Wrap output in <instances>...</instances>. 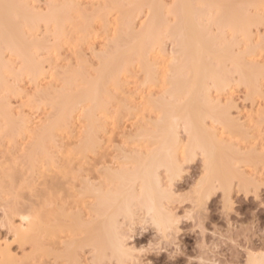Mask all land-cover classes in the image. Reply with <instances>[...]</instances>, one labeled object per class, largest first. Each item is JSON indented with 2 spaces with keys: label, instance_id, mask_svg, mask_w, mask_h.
<instances>
[{
  "label": "bare ground",
  "instance_id": "bare-ground-1",
  "mask_svg": "<svg viewBox=\"0 0 264 264\" xmlns=\"http://www.w3.org/2000/svg\"><path fill=\"white\" fill-rule=\"evenodd\" d=\"M75 1L64 0L62 3H55L54 1L52 3V0L51 2L48 0V3L45 2L47 4H44L46 10H41L40 8L38 9L39 6H36L38 4L37 0H0V91L1 93L3 92L2 94L5 92L3 90L6 89L8 91L9 89L8 92L12 91L11 94L13 95V90L11 88L16 85L18 80L20 82L24 79L27 80L26 77L34 87H40L41 82L48 80V77H50L48 75L49 72L47 73L48 76H46L47 71H45L43 67V62L47 63L51 60L52 62L49 63L51 65L48 64L50 69H48L57 70L58 66L55 68V65L52 64L54 62L52 50H48L50 51L49 53H47L46 50L45 52L47 55L44 54V56L46 55L50 58L53 56L52 59H46L43 54H39L40 51H44L45 48L47 49L50 45L48 41L44 43L47 37L50 36V34H47L48 36L44 38V35L48 32L47 27L49 29L50 27L54 29L51 32L52 34L55 31L53 33L54 38L52 35L51 38L58 41L55 42L53 40L56 43H52L55 45L53 46L54 52L61 46L63 47L64 43L66 45L69 41L71 42V40L67 42L68 38L64 39L66 42L63 41V38L66 36L65 34H67V32L64 31H66L65 29H67L66 27L68 24H71L69 26L75 27V24L80 18L82 20L80 19L81 21H79L78 24H80L79 26H81V28H79V26H76V28L78 27L77 29L80 30H90L96 28L95 23L97 21H99L97 24L100 23L101 27L107 28L109 24H111L108 21L112 22L111 19H109L111 15L114 17L115 21V23L113 22L112 24H115L112 34H114L113 36L116 35V38L110 36L112 40L106 39L107 41H111L113 45H109L108 47L104 45L107 47L105 48L106 50H102L104 47L101 48L100 50H102V53L95 54L97 57L93 56L95 52L92 51L91 54H93V58H96L97 62L99 61L98 68L94 67L97 70L93 68L94 71L91 69L90 72L84 71L83 74V71L80 72L77 67L75 69L76 72L73 70L74 68L72 69L73 71H69L71 68L68 69V66L66 70H68V74L69 72L73 73L69 74V76L73 78L69 79L67 72L63 70L66 73L65 77L61 78H63L62 84L65 88L61 87L62 89L59 90V92H61L60 94L56 91L57 95L54 93L55 90L51 92H46L47 90L44 91L42 89L43 86L40 87L39 91L35 88L36 91L39 93L41 92L42 97H40L45 100L41 99L38 95L39 93L37 94L36 91L32 96L33 98L29 96L27 100L29 101L30 99L29 102L31 103L33 101V105L36 102L35 106L37 107L39 104L45 103L44 105H47L48 103L49 106H47L54 111V113L51 111L53 113L52 118H48L50 115L47 114L48 116H45L46 121L45 119L42 121L43 123L45 121L46 125L42 122L44 126L42 124L41 126L28 125L27 121H25L26 118H24L25 114L21 109L23 105L22 107L19 106L21 112L19 111V115L15 116V113L13 114V110H11L12 107H10L9 100L7 102L10 95H5L7 91L4 95L1 94L0 142H7L10 145L9 142H14V144L15 142L19 143L17 139L19 141H24L25 144L21 142V144L23 143L25 145V147H23L24 149L21 150L24 153L22 152L21 155L19 154L22 157L18 155L19 157H17L19 159L15 157L14 159L19 160L17 163H21V166H25V173H30L31 170L32 173L34 170L36 171L40 168V171L44 173L46 170L49 169L50 171L51 169L54 175L59 171L58 169V171H56L57 163H61L57 160V158L61 160L59 158L60 156L57 157V149H64L65 145H67L66 143L65 145L63 144V148L61 144L59 146V144H57L59 143L57 137H61V134L65 135L66 132V135H72V131L75 132L72 128L74 125L80 124H76V122L81 121V127H84V131L80 126L77 127L81 129V132L78 130L79 135L80 133L84 135V137L80 135L83 140L75 143L73 141L75 145L71 147L70 145L72 144H70V147L68 145L67 147L72 149L75 152L72 153L74 155L76 154L77 158H79V160L76 158L75 174L76 178L79 177L77 179H80V187H78L79 195L85 200H92V204L90 203L91 201H89L91 206L88 205L91 215L87 213L88 216L86 214V217H89V221H87V217L86 221L88 223H85L84 220L79 217L80 214H76V244L74 240H71L72 242L70 241L71 243L66 245L71 247L76 245V249L74 246L72 247L76 250V261L72 260L76 264H81L79 263L80 254L83 253L82 251L85 248H89L88 250L91 252L90 258H92V264H108L112 260H114L113 262H115V264H128L132 263L135 258L134 253L137 252V250L133 248L134 246L128 247L130 244L127 245L126 243V241L130 239V236H127L128 228L132 230L130 225L135 226L138 220L150 222V224L152 223L155 227V230L161 233L162 236L168 235L167 232L173 229H177L175 224L178 220H175L174 215L167 209L166 205L167 202H170L169 199L172 197L171 186H173L175 180L181 178L180 176L183 173L182 162L185 158H187L186 160L188 162L189 159L201 155L202 162L204 163L205 174L202 176V179L198 181L197 187L194 190L197 198V205L198 200L200 203V200L204 199L201 201L203 203L216 188L223 189L226 186V188L223 189L224 191L221 189L222 192H225L223 193L225 195L229 188L227 185L235 177H238V181L242 183L241 186L239 183V187H248L246 184L247 182L243 183L246 180H244L240 174L236 175L238 174L237 172L234 174L237 169L236 163L240 164L241 160L245 163V158L236 153V151L232 149L233 147L231 148L230 144L228 145V143H225L227 144L225 145L223 141L221 142L218 140V144L221 143L219 144L220 146H226H222L224 147L223 152L222 147L217 146L215 140L217 137L215 138V135L213 137L211 134H208V132H206L208 129L204 127L207 129L205 131L203 125L206 124L205 120L208 118L207 120L213 123L215 122V124L216 122L221 123L224 132H228V134L230 132L233 135L235 130H238L237 127H241L238 123L236 124V119L232 118V114L230 113L233 101H229L228 109L221 110L220 102L216 101V103L213 99L211 100L210 94L214 90L216 93H219L217 92L219 90L224 91V89H231V87H233V81L237 84L245 85L246 89L248 90L249 88L250 92L251 90L252 92L254 90L258 92V90H260V86L258 85L261 79H263L262 82L264 81V67L255 58L258 52L262 53V51H264V37H262L264 35L261 37L259 36V41L255 40L253 29L259 28L258 26L263 22L262 11H264V0H170V4H167L166 0H99L100 3L102 1V5L98 3V6L96 5L95 8L99 9L96 10L92 7L93 11L88 8L85 9V7L81 8L82 6L78 9L80 4H78L79 0ZM35 2L37 3L35 4ZM99 4L101 7H99ZM74 7H76V9ZM82 9H88L89 11L87 12ZM73 11L76 13L74 17L77 22L73 19ZM139 17L144 18V22L141 24L139 23L140 25L137 28L134 26V22ZM73 21L75 24H73ZM92 24H94V28H92ZM82 25L84 26L82 27ZM42 26L46 28L42 29ZM76 28H73V30L80 33L79 37L83 35L80 40L87 38L88 36L86 37V35H91V31L92 34H94L93 30H90V33L85 30L86 33H84V30L80 32V30L78 31ZM40 29L42 31L47 30L44 34L42 33L44 40L42 39V34L38 36L39 32H42ZM50 31L48 33H50ZM78 33H76L77 37ZM165 40L167 42L169 41V43H171L170 46H172L169 53L166 52L167 50H164L166 46ZM59 41L63 44H60ZM107 41L106 43H108ZM111 42L108 44H111ZM47 43L49 45H47ZM45 44L46 47H44ZM163 44L165 45L164 47ZM68 46H71V43H69ZM42 47H44V50L41 49ZM49 47L52 48L51 46ZM77 53L79 54L81 52ZM41 56L44 58L42 59ZM160 57H162V59ZM15 61L19 62V68H16ZM136 67L137 69H135ZM227 67L229 69H226ZM84 69L86 70V68H82V70ZM230 69L231 72H229ZM58 70L57 72L60 74L61 70ZM134 70H137L138 73H142L143 86L148 87L149 85V89H151L152 86L157 89L155 96H153L154 94H150V96L148 95L149 97L147 96L148 98L146 97L144 106L140 103L145 107H142V109H150V112H153L155 118L154 120L152 118L149 125L147 124L150 127L147 128V125L146 127L145 125L140 126L139 129L137 128L138 130L136 132L134 130V133H132L133 136H131L133 138L131 137L132 141H128V145L131 143L129 147H132L135 144L132 142L136 140L135 142L139 141L138 147L135 144L137 148H131L133 150L130 149L129 151L125 148L119 149L118 147L116 151L120 150L118 153L123 154V162L118 164L111 163V165L108 163L109 159L107 162H102L105 156H100V151L104 149L101 143L105 140L101 138H104L103 136L105 135L102 136L100 133L102 136L100 138V136H97V133L99 131H104L102 127L107 124V120H114V118L108 119L109 115L111 117L112 114L107 112L109 108L107 107L108 101L113 98L112 95L115 93L112 94V92L114 91H116V94L121 95L125 86L122 85L124 84L122 83L124 79H122V77H127L128 75V78H130L129 76L132 75L131 72ZM57 72H51L54 73L55 76L52 75L55 77V80L61 76V74L57 76ZM233 74H235L236 80H233ZM21 77H23L22 81ZM50 78L52 81L53 78ZM64 79L65 82H63ZM73 79L76 81L70 83V80ZM48 82H50V79ZM73 82L76 83L73 84ZM49 85L48 91H50V87L51 89L53 88L51 82ZM71 85L77 87V89H72ZM64 89L66 91L62 93ZM118 90L122 91L119 92ZM211 90L213 91L211 92ZM20 91L21 90H17V92H15L14 90L15 93H20ZM150 91L151 90H149V93ZM34 96L40 99L38 98L36 101L34 99L36 97ZM115 98L116 97H114V100ZM126 98L128 97H125V99ZM129 101H131V99ZM37 102H39V104H37ZM110 102L111 101H109V104ZM136 108L137 107H131V113L132 109ZM72 115L76 116L77 119L72 118ZM100 118L102 120L104 119L105 124L102 123L103 121L101 122ZM74 129L77 130L78 128L76 129L74 127ZM104 129L106 128L104 127ZM180 131L186 134V143L179 137ZM240 131L241 129L234 134L236 138L242 136L240 135ZM107 134L106 132V135ZM19 136L22 137V140L19 139ZM98 137L102 141L98 139ZM1 143L0 146L7 145V143H2L3 145ZM12 143L11 146L13 145ZM103 143L102 145L105 144ZM6 147H8V145ZM51 149L53 150L51 151ZM229 149H232L231 151L233 152ZM66 150L64 153H66ZM226 150L236 156L234 157L230 152L226 153ZM98 151L100 155L97 153ZM15 152L16 151H14V153ZM101 152L103 153V150ZM96 153L99 156L96 155ZM91 154H93V161L90 160L89 162L87 157L91 156ZM52 156H56L54 162ZM238 156H240L241 159H239ZM69 157H71V155ZM252 157L249 156L246 160L249 158L252 159ZM94 158L96 161H94ZM5 160L7 159H4L2 162L5 163L0 165V200L2 201H0V206L2 207V209L1 207L0 209L3 210L1 211L3 213L2 217L7 216L6 218L4 217V219H8L7 221H9L8 223L11 227L14 219H12V217H15V215L18 216L20 225L15 227L16 233L13 234H16L19 242L35 241L32 238L34 232L38 231L40 233V230L43 231L42 233H44V236L45 234L49 235V237L56 235L57 229H60L62 225L56 223L57 227L54 224L52 226V224L49 223L50 220L47 221L49 224L46 222V219L48 220L49 218H44V216L42 218V215L39 217V213L32 215L30 213L32 211H29L30 209L26 210V207L23 209L22 205L20 207L21 210L18 208L19 206H17V199V201L15 199L11 201L12 203L15 200L17 203V205H15L16 203H9L10 200L8 202L6 196H4L7 201L4 205L5 198L3 195H12L14 184L13 177L16 173L14 169L12 171V164H8L9 161ZM56 161L57 163H55ZM6 162L7 166H5ZM12 163L13 166L14 163L16 164V162ZM71 167L73 168V165ZM41 168L44 170H41ZM232 170H234V173ZM37 173L36 175H38ZM40 173L38 176L41 175ZM161 173L165 174V176L162 177ZM73 175L72 177L75 176ZM89 175L92 178H89ZM41 177H43V179L45 178L44 175H41ZM163 178L166 183L163 182ZM241 178H243V180H239ZM39 179L41 180V178ZM234 180H236V178ZM40 183L42 184L43 182ZM22 184L28 185V181L26 182L23 180ZM22 186L21 188H23ZM229 186L231 187V185ZM245 190H248V188ZM9 195L7 197H10ZM2 198H4V202ZM7 211L8 213H6ZM86 217L84 215V219H86ZM126 226L128 228H126ZM15 228L13 227V229ZM63 228L64 227H62V229ZM55 231L56 233L54 234ZM31 238L32 240H30ZM34 243L37 242L35 241ZM67 249L69 248L65 249L66 251L64 254L67 253L65 259L73 252V250L69 252L71 250L69 249L67 251ZM261 256L263 257V255ZM11 257L9 249H3L0 245V264H16L13 260L14 258ZM262 257H260V255L259 257L254 256V254L249 255L245 264H262V261L264 262ZM89 262L91 261L89 260Z\"/></svg>",
  "mask_w": 264,
  "mask_h": 264
},
{
  "label": "rangeland",
  "instance_id": "rangeland-1",
  "mask_svg": "<svg viewBox=\"0 0 264 264\" xmlns=\"http://www.w3.org/2000/svg\"><path fill=\"white\" fill-rule=\"evenodd\" d=\"M47 1H45V0L44 1L43 0L38 1L37 0L38 4L36 6L37 7L39 6L38 9L40 8L41 10L42 9L46 10L44 8L45 7L44 4H47L48 3ZM53 1L55 3L56 2L62 3L64 0L63 1L52 0V3H53ZM102 1H101V3H102ZM37 2H35V4ZM45 2H47V3H45ZM50 2H51V0H50ZM98 3H100L99 0H93V1L92 0H79V2H78L79 6L78 5L77 6H78V9L80 6H82L81 8L85 7V9L88 8L89 10L93 11L92 7L95 8V6ZM166 3L170 4V0H166ZM35 4L33 3L34 6H35ZM75 4H77V3H75ZM100 4H99V7H101ZM74 8L76 9V7H74ZM88 9L87 10L82 9V10L88 12L89 11ZM97 9H99V8H97ZM74 11H76V10H74ZM74 11H73V13H74ZM262 12H263L262 24L260 26H258L259 28L253 29L254 30L253 35L255 36L254 39L256 38L255 40H257V41H259L260 37L262 35H264V11H262ZM90 13H92V12H90ZM75 15H76V13H74L73 19L75 22H77L75 20V17H74ZM108 17H109V15H108ZM111 17H113V16L110 15L109 19H111L112 22L108 21L111 24H109V26L107 28L101 27L100 23L97 24V22H99V21H97L96 23L94 22L95 27H96L95 29H90L88 27L90 30H93L94 34H92V31H91V35H90L89 34L90 30L85 29V30H87V32H89L88 34L90 35V37H89V35H86V37L88 36L89 38L87 37L88 38L87 39L84 37L85 38L84 40L83 39L80 40L83 37L82 34H81L82 36L79 37L80 33L73 30V28L75 29L76 26L80 25L78 23L82 19L80 18L81 20L79 19V21L76 24L73 21V24H75V27L69 26L71 24H68L66 27L67 29H65L66 31H64V32H67V34H65L66 36L63 38V41H65L64 40L65 38H68L67 42H68V40H71V42L69 41L65 45V43L63 44V43H60V41H59L60 44H63V47L61 46L60 48H58L59 50L57 49L56 52H54L55 50L53 47V46H55L54 44H56L55 42H58L57 40L55 41V39H53L54 38L53 33L55 31L51 34L52 30H54V29L53 28L51 29L50 25H49V27H50L51 31L47 27L48 32L50 31V33L46 32L47 30L42 31L40 29L42 32L41 33L39 32L38 36H41L40 34H42V33L44 34V32H46V35H44V38H45L50 34V36H48L49 38L47 37V40H45L44 43H46V41H48L50 45L48 43H47V45L51 46L52 48H50L48 46L49 48L47 47V49L45 48V50H44L43 48L46 47V44H45L44 47L41 48L44 51H40V53L39 52L38 53L41 55L43 54V56H44V54H46V52H45L46 50H47V53L50 52L48 50L53 51L54 58H53L51 53H50L52 56L51 58L46 56L47 54L44 57L46 59L47 58H50V59L53 58V61L56 63L53 62L52 64L55 65L54 66L55 68H56V66H58L57 70L58 69L61 70V73H60L61 76H59L57 79H60L61 77H65V73L68 71V70H66L68 66H69L68 69L71 68L69 71H73L77 67V69L80 70V72L83 71V74H84V71L90 72V70L91 69L93 70L94 67L98 68V66H99L98 62L99 61L97 62L96 58H93V56H95V54L102 53V50H106L105 48H107L109 45H111V46L113 45V43L111 41H107V40L111 39L110 36H112V38L113 37L116 38V35L113 36L114 34H112L114 32V25H115V24L114 25H112V24H113V22L115 23V21H114V17L113 18H111ZM139 18L136 19L137 22H136V20L134 22V26H136L137 28L139 27V25L142 22H144V18H142V17H139ZM81 24H83V23H81ZM92 25H93L92 28H94V24H92ZM83 26L84 25H82V27ZM41 28L43 29L46 27L42 26ZM79 28H81V26H79ZM77 30L79 31L80 29H77ZM81 30H84V29H81ZM81 30H80V32H81ZM85 30L83 31L84 33H86ZM72 31H74V32H72ZM76 33H78V37H77ZM43 34H42V39H43ZM51 35L53 36V38H51L52 37ZM108 35H109V37H108ZM262 37H264V36H262ZM106 41L108 43L111 42V44L106 43ZM52 43H54V44H52ZM69 43H71L72 47L68 46ZM105 43L108 45H106ZM165 43H166V46L163 44V47L165 46L164 50H167L166 52L169 53L170 50L172 49V46H170L171 43H169V41L168 42L166 41ZM104 45L107 47H105ZM103 47H104V49L100 50ZM92 51L95 52V53L93 52L94 55L91 54ZM98 51H99V53H98ZM77 52H81V53L78 54ZM263 52L264 51H262V53L258 52V55H256L255 59L257 61H259L260 64L264 67V65H263L264 64V53ZM50 54H48V55H50ZM44 57L41 56L42 59ZM55 57H57V58H55ZM95 57H97V56H95ZM156 57H159V56H156ZM160 58L162 59V57H160ZM17 61H15V64H16L15 66H16V68L17 67L19 68V65H18L19 62H17ZM51 62H52L51 60L48 61L47 63L43 62V67H44L45 71H47L46 76L49 75L50 77L53 78L51 81V78L48 77L50 79L51 85H53V88H55V89H53V88L51 89V87H50V89H49L50 91H48V88H49L48 86H50L49 85L50 82H48L49 79L44 81V82H41V86H43L42 89L44 91L47 90L46 92H51L52 90H55L54 93L57 95V92H58V94L61 93V92H59V90H61L62 89L61 87H63V84H62L63 78H61L60 80H57V79L55 80V77H54L55 75H54V73H51V72H54V71L57 72V70H53V69L49 70L50 68L48 67V64ZM49 65H51V64H49ZM76 65H78V66H76ZM81 67L86 68V70L85 69L82 70ZM228 67H230V66H228ZM228 67L226 69H229ZM79 68H81V69H79ZM96 68H94V69H96ZM135 69H137V67ZM63 70H65L66 72ZM75 72H76V70H75ZM86 72H85V74H86ZM229 72H231V69ZM47 73H48V75H47ZM133 73H134V75H133ZM60 74L57 72V76ZM62 74H63V76H62ZM67 74H68V72H67ZM69 74H73V73L69 72ZM69 74H68V78L69 79L73 78L72 76H69ZM131 74L132 75L129 76L130 78H128V75H127V77L126 76L122 77V79L124 78L123 79L124 81L122 80V83H124V84H122V85L123 86L125 85V86H124V88L122 87L123 91L121 90L122 91L121 95L116 94V91H114V92H112V94L113 93H115V94L112 95L113 98L111 97L113 100L109 99V101H111L110 104H109V101L106 100V101H108V106H107V107H109L108 110H110V111L107 110V112L112 113L111 117L109 115L108 119L114 118V120H110V119H109L110 121L107 120V124H106L107 126L104 125V127L106 129H104V127H102L103 128L102 130H104V131L101 130L104 133H102L100 131L97 133V136H100V138L103 135H105V136H103L104 138H101L102 140H105V141H102L98 137V139H100L102 141V143L103 142L105 143V144L103 143L104 145H102V143H101V146H103V148H104V149H102L103 153L101 152L102 150L101 151L99 150L101 155H100L99 151L97 152V153H99L100 156H102V157L105 156L103 158L104 160H102V162H105V161L107 162L109 159V161H108L109 164H111V163L112 164H118L120 162L122 163L123 162L122 161L123 154L118 153L120 150L116 151V150H118V147H119V149L125 148L128 151L131 148L136 149L138 147L137 145H139L138 140H137L138 142H135L136 140L134 142H132V143H135L137 147L135 146V144L134 145L132 144L135 148L133 146L129 147V145L131 143L128 145V143L130 141H132L131 140V137L133 136L132 133H134V130L136 132L140 128V126L145 125V127H146L147 124L148 125L150 124L149 122L152 121V118H153V120L155 118V115L153 114V112H150V109L147 110V108H146V110L145 109L143 110L142 107L145 104L146 97L148 95L150 96V94L151 95L154 94L153 96H155L156 95L155 92L157 93V89L153 88V86L152 87L150 86L151 89H149V85H148V87L143 86L144 85V84H142L143 83V81H142L143 75H142V73H138L137 70H134L133 72H131ZM234 75L235 74L232 75L234 77L233 80H236ZM230 76H231V74H230ZM22 78L23 77H21V81L23 80ZM26 79L27 80L24 79L22 82H20L18 80L19 82L18 81L16 82V85H18V86H16L14 83V85L16 87L13 86L11 88L13 90V95L11 94L12 93L11 89H10L11 92H8L9 89L7 91L5 88H4L5 90H3V91H5L4 94L7 91V94H5L6 96L10 95L8 97L9 99H7V102L9 100V102H10L9 104L11 105L10 107H12L11 110H13L12 112H13V114L15 113L14 114L15 116L19 115V111L21 112V110H19V108L22 107V105H23V107L21 109L25 114L24 118L27 119V120L25 119V121H27V124L32 125V126H41V124L43 123L42 121L44 119L46 121L45 116L47 117L48 115H50L48 118H52L54 111L48 107L49 105H48L47 101H46V103L48 106L44 105L45 103H43L42 102L43 100H42L41 102L43 104H39V102H37V104L40 105V107H39V105L37 107V106H35L36 102L33 105V101H32L33 99L31 100L32 103L29 102L30 99H29V101L27 100L29 98V96L31 98L34 95V93L36 91L35 88H37V86L34 87V85H32L31 82H29L27 77H26ZM65 79L63 82H65ZM262 80L263 79L260 80L261 85L259 82L258 86H260V88L259 87L258 88L260 90H258V92H256V90H254L255 92L254 91L252 92V90L250 92L249 88H248V90H249L248 91L246 89L245 85L243 86L241 84H237L234 81H233V87H231V89H229V88L226 90L224 89V91L222 90L223 92L221 90H219V91H217L219 93H216L215 90L214 91L211 90V92L212 91L213 92L210 94V98H211V100L213 99L215 102L216 101L220 102L219 104L221 106V110L228 109L229 108L228 104L230 103L229 101L230 100L233 101L232 108L230 109V113L232 114V118L236 119V124L238 123V125L242 127V128L237 127L238 130H235V132L234 131L233 132L235 134L236 131L238 132L239 129H241L240 132L242 134L240 132L239 133L242 136L238 135L240 137L236 138V136H234V134L232 135V133H230V132H229V134H230L229 135L228 132L227 133L224 132V128H223V125H221V123L216 122V124H215V122L213 123L210 120H207L208 118H206V120H205V123H206V124H204L205 126L203 125V129H205L204 127H206L208 129V130L205 129V131L207 130L206 132H208V134H211L213 137L215 135V138L219 137L218 139L217 138L215 139L216 142L219 140L221 142L223 141L224 144L225 143H228V145L230 144L231 148L233 147L232 149L234 151H236V153L240 154V156H243V158H245V163L242 160H241L240 164L236 163L237 169H236L235 173H234L235 169L232 171L234 174H236V172H237L238 174H236V175L240 174L244 178V180H246L243 183L247 182L246 184L248 185V187L247 186H246V188L244 186L242 188L239 187V183H240V186L242 183L238 181V179H237L238 177H235L236 180H234L235 178H233L234 181L233 180L230 181L229 184L227 185L229 188H228L227 193L225 195L223 194L225 192H222V190L224 188H226V186L223 189L221 188L222 190L220 188H216L215 191H213V193H211L210 196L205 201H203V203L201 201L204 199L200 200V203L198 200V205H197V198H196V195L194 193V190L197 187L198 181H200V179H202V176H204V174H205L204 173L205 172L204 166H203L204 163L202 162L203 160H202L201 155H197L195 158L189 159L188 162L186 160L187 158H185L186 162H185V160H183V162H182L183 163V165H182L183 173L180 176L181 178L175 180V183H173V186H171V193H172L171 196L172 197L169 199L170 202H167V205H166L167 209L174 215L175 220L176 219L178 220V222L175 224V226H177L176 227L177 229H173L174 230V231L172 230L173 232L172 231L167 232L168 235L166 234V235L162 236L161 233H159L157 230H155V227L153 226L152 223L150 224V222H144V221L138 220L140 222L136 221L137 223L135 226L130 225L132 230H129L130 228H128L127 227L128 225H127L126 226V228H128L127 236L128 237L130 236V239H128V240L126 239L127 240L126 243H127V245L130 244L128 247L134 246L133 248H135V250H137V252L134 253L135 254L134 260L132 261V263H128V264H245L247 261L246 259H248V256L252 255V254H254V256H258V257H259V255H260V257H262L261 255H263L262 258L264 259V118H263L264 117V81L262 82ZM66 81H68V80H66ZM72 81H76V80H74V79L70 80V83H72ZM75 83L76 82H73V84H75ZM42 84H44V85H42ZM10 85H11V83H10ZM12 85H13V82H12ZM66 85H67V83H66ZM145 85H147V84H145ZM19 86H20V88H19ZM69 86H70V84H69ZM69 86H68V88H69ZM40 87L37 88L38 91L40 90ZM13 88H16V89H13ZM63 88H65V86ZM71 88L77 89V87L72 86V85H71ZM66 89H67V87H66ZM14 90H15V92H17V90L18 91L21 90V91H20V93H15ZM149 90H151L150 93H149ZM38 91H36L37 94L39 93ZM63 91H66V90L65 89L62 90V93H63ZM121 91H119V92H121ZM21 92H23V93H21ZM2 93L0 91V95ZM4 94H2V95H4ZM20 94H22V95H20ZM2 95L0 97H2ZM16 95H19V96H16ZM38 95L40 97L41 92ZM114 95H116V96H114ZM117 95H119V96H117ZM34 97H36V98H34L35 100L39 98V97L37 98V96H34ZM114 97H116L115 100H114ZM125 97H128V98L130 97L129 100L131 99V101H129L128 98H126L128 100L127 101L125 99ZM41 99H44V98H41ZM120 103L122 105L123 104L124 105L122 106ZM130 106L134 107V108L137 107V108L132 109V113H131V111H130L131 107ZM138 107H139V109H138ZM143 108H145V107H143ZM151 111H153V110H151ZM26 113L28 116L26 115ZM73 115H74V113H73ZM72 118L77 119L76 116H73ZM45 121L43 123L44 125H46ZM74 122H75V120H74ZM98 122H100V121H98ZM101 122L104 123V119L103 120L101 119ZM110 122H111V125H110ZM38 124H40V125H38ZM76 124H79V125H74V127L76 129L77 128L78 129L75 130L73 127L72 130H74L75 132L72 131V133H73V134L71 133L72 135L67 134L68 135L67 136L66 135L67 132L66 133L63 132V133H65V135L63 134L64 136L61 134V137L60 136H58L59 138L57 137V140H59V143H57V144H59V146L61 144V147L63 148V146L66 143L68 146L70 144H72V145H70L72 147L75 145V144H73V141L75 143L77 141L79 142V141L83 140V138L80 135H82L83 137H84V135L81 133L79 135V131H78V130H80V132H81V129H80V128H82L81 127L82 126L81 121L76 122ZM98 124H100V123H98ZM148 125H147V128L150 127ZM207 125H209V126H207ZM77 126H80V128ZM82 130L84 131V127L82 128ZM105 130L108 133L107 135H106ZM113 130H115V131H113ZM214 132H215V134H214ZM100 133L102 134V136ZM111 133H113L114 135ZM216 134H217V136H216ZM77 135H78V137H77ZM224 136H225V138H224ZM80 137H81V139H80ZM179 137L181 138V140L184 141V143H186L185 140H187L186 139L187 136L183 131H180ZM19 139L22 140V137H20ZM17 141L19 143L15 142V144H14V142L13 143L9 142L10 145L7 142H4L5 144L7 143L8 147H6L7 145L6 146L3 145L4 144L3 142H2L3 144L0 142L3 145V146H0V157H1L0 158V165L5 163V162H2L4 159H7L5 161H9L8 164H10V165L12 164V166H11L12 171L14 169L16 172L15 176L13 177V179H14L13 183L14 184H13L12 195L8 194L10 197H7L8 195L4 194L3 197L6 196L8 202L10 200L9 203H11V201L13 199H15V200L17 199L18 201L17 200L16 201L18 202V205L15 202V200L12 203H16L15 205L19 206L18 208H20L22 205L23 209L25 207L27 208L26 210L30 209L29 211L33 212V213L30 212L32 215L33 214L36 215L39 213L38 214L39 217H40V215H42V218H43V216H44V218H49L48 220L46 219V222L50 220L49 223H51L52 226L54 224L57 227V225H56V223H57L58 225H62V227H64V228L62 229V227H60V229H57L58 231H57V233H56V231L54 232V234L56 233V235H54V236L52 235L53 237L52 236L49 237V235H47V234H45V236H44V233H42L43 231H41V230H40V233L38 231L34 232L33 237H32V235H31V237L37 243H34L35 241H33L32 238L30 239V240H32L31 242H28V241L27 242L26 241L19 242L16 234H13V233H16L15 227H18L20 225V220H19L18 216L15 215V217L14 216L12 217V219L14 218L13 223L11 222L12 227L9 226V223H8L9 221H7L8 219H4L5 216L2 217L3 213L1 211H3V210H1L2 207L0 206L1 207V209H0V245L2 246L3 249H9V252H10L11 256L14 258L13 260L15 261L16 264H19V263L20 264H73L74 261H72V260L76 259V252H75L76 250H74V248L76 249V245L75 246L73 245L74 248H72L73 246L71 247V246H68L66 244H68V243L70 244L72 242L71 240H74V242L76 244V229H75L76 228V214L77 213L80 214L79 217H81L85 223H88L87 222V221H89V217H88L89 215L88 214L91 215V213L89 212V210H90L89 206H91V204H92V200H89V201H91L90 202L91 204H90L87 198H86L87 200H85L82 198V196L79 195V188L78 187H80V184H79L80 179L78 180L77 178H79V177L76 178V175H75L76 174V161L79 160V158H77L76 154L75 155L73 154L75 152L69 148L70 146L67 147V145H65V147L69 148L68 150H66L67 148H65V147H64V149H61V148L57 149L58 150L57 151V153H58L57 157L60 156L59 158L61 159V160H59L57 158L58 162H61L60 164L57 163V161L55 162V163H57L56 171L59 170L58 173L55 170H53L56 172V173L54 172L55 174L53 175L51 172V169H50V171H49V169L46 170L45 173L43 171L41 172L40 168H38V170H36V171L34 170V172H36V173L38 171V173H37L38 175L41 172L40 174L45 176V178L43 179V177H41V175L38 176L34 172L31 173L32 170L30 171V173H25L26 172V169L24 168L25 166L24 167L21 166V163H17L19 160L14 159V157L19 159L18 157L23 152L21 150L24 149L23 147H25L24 141H19L18 139H17ZM101 141H99V142H101ZM21 142H23L24 144L23 143L21 144ZM11 143L15 146H13V145L11 146ZM76 144H78V143H76ZM219 144H221V143H219ZM219 144L217 142V146H220ZM16 145H17V147H16ZM22 145H24V146H22ZM225 145H227V144H225ZM124 146H126V147H124ZM222 146H224V145H222ZM222 146H220V147H222ZM224 147H226V146H224ZM224 147H222L223 152H224ZM228 148H230V147H228ZM133 149H131V150H133ZM220 149H218V150H220ZM52 150L53 149H51V151ZM65 150H66L67 154L64 153ZM69 150H70V152H69ZM14 151H16V152L14 153ZM59 151H60V154H59ZM227 151L228 150H226V153L230 152V151H228V152ZM54 152H56V151H54ZM231 152H233V151H231ZM63 153L65 156L64 155L62 156ZM97 153H96V155H98ZM251 153H253L254 155ZM70 155H71V157H69ZM232 155L234 156V154H232ZM98 156H97V158H98ZM240 156H238L239 159H241ZM249 156L250 157L253 156V157H252V159L249 158L250 160L248 159L249 160L248 161V160H246V158H248ZM20 157H22V156H20ZM55 157L56 156L53 157V162H54V159H56ZM88 157H87V159H89L88 160L89 162H90V160L93 161L92 160L93 154H91V156H88ZM76 158H77V160H76ZM106 158H107V160H106ZM115 159H117V160H115ZM68 160H69V162H68ZM20 161H21V159H20ZM94 161H96V159ZM12 162H16V164L14 163V166H13ZM113 162H115V163H113ZM68 163H72V164H68ZM68 165H69V167H68ZM72 165H73L74 170L71 167ZM5 166H7V162H6ZM114 166H116V165H114ZM14 167H16V168H14ZM4 168H3V170H4ZM53 169H54V167H53ZM41 170H44V169L41 168ZM20 175H21V177H20ZM49 175H50V178H49ZM72 175L74 177H72ZM90 175H89V178L92 176V175L91 176ZM161 176L164 177L165 174L161 173ZM51 177H53L55 180ZM39 178H41V180ZM243 178H241L239 180H243ZM23 180L26 182L28 181V185L26 184L27 188H26V185L22 184ZM40 182H43V183L41 184ZM163 182L166 183L164 178H163ZM246 184H244V185H246ZM22 185H24V186H22ZM229 185H231V187ZM21 186L23 188H21ZM247 188H248V190H245ZM4 198H2V200ZM6 198L4 199L5 202L3 200L4 205L7 202ZM194 198H196V199H194ZM1 202H0V205H1ZM7 205H8V203H7ZM226 205H228V206H226ZM6 213H8V211ZM86 214L88 215L87 216L88 220H87ZM84 215H85L86 219H84ZM90 219H91V217H90ZM13 227L15 229H13ZM12 230L13 231L15 230V231L13 232ZM128 237H126V238H128ZM6 243H7V245H6ZM70 247H71V249H70ZM66 248H69L71 250L69 252H72V250H73V252L71 255L68 254L69 257L67 256V258L65 259V255L67 254V253L64 254L66 251L65 250ZM69 249H67V251ZM88 249L89 248H85L82 251L83 253L80 254V261L81 262L79 261V263H81V264H90L91 263L92 264V260H91L92 258H90L91 252ZM88 253L90 254V256ZM262 258H261V260H262ZM89 260L91 262H89ZM113 261L114 260H112L108 264H115V262H113ZM74 264H76V263L74 262ZM262 264H264L263 261H262Z\"/></svg>",
  "mask_w": 264,
  "mask_h": 264
}]
</instances>
